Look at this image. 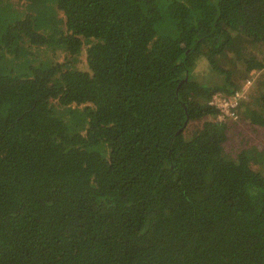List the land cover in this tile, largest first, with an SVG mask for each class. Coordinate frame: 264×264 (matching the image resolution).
Segmentation results:
<instances>
[{
    "label": "trees",
    "instance_id": "1",
    "mask_svg": "<svg viewBox=\"0 0 264 264\" xmlns=\"http://www.w3.org/2000/svg\"><path fill=\"white\" fill-rule=\"evenodd\" d=\"M253 71L264 0H0V264H264Z\"/></svg>",
    "mask_w": 264,
    "mask_h": 264
},
{
    "label": "rangeland",
    "instance_id": "2",
    "mask_svg": "<svg viewBox=\"0 0 264 264\" xmlns=\"http://www.w3.org/2000/svg\"><path fill=\"white\" fill-rule=\"evenodd\" d=\"M236 67L240 68V70H244V66H241L240 64H236ZM250 74L251 75L247 79H252L253 82L250 88L251 90L248 91V94L250 93L251 95L253 89L257 94L258 89L255 87V81L259 76H261V73L260 71H253ZM260 78L262 79V77ZM247 79H245L244 81H246ZM251 119H249V121L244 120L241 115V117L234 120V123H231V129L227 134L228 138L224 143V149L228 155L234 157L242 149V147L244 148L251 145H255L256 148L264 147V128L257 120V117ZM199 124L200 123H192L190 128L191 131H193L196 126H199ZM240 138L243 139V145Z\"/></svg>",
    "mask_w": 264,
    "mask_h": 264
},
{
    "label": "built area",
    "instance_id": "3",
    "mask_svg": "<svg viewBox=\"0 0 264 264\" xmlns=\"http://www.w3.org/2000/svg\"><path fill=\"white\" fill-rule=\"evenodd\" d=\"M252 79H247L240 89L229 96H223L220 93L213 94L209 104L218 110L217 119L225 118L235 120L237 118V107L241 100L247 99L248 88L251 86Z\"/></svg>",
    "mask_w": 264,
    "mask_h": 264
}]
</instances>
